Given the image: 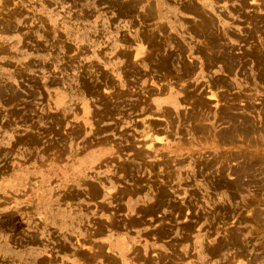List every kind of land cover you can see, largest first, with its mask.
Masks as SVG:
<instances>
[{
	"label": "rangeland",
	"instance_id": "374dc122",
	"mask_svg": "<svg viewBox=\"0 0 264 264\" xmlns=\"http://www.w3.org/2000/svg\"><path fill=\"white\" fill-rule=\"evenodd\" d=\"M161 1L0 0V264H264V0Z\"/></svg>",
	"mask_w": 264,
	"mask_h": 264
},
{
	"label": "crops",
	"instance_id": "0c3cea01",
	"mask_svg": "<svg viewBox=\"0 0 264 264\" xmlns=\"http://www.w3.org/2000/svg\"><path fill=\"white\" fill-rule=\"evenodd\" d=\"M158 1V0H157ZM239 0H165L159 2H152L156 6L155 21L166 25L169 32L174 33L177 37H183L185 42L184 52L187 51L188 46H195L197 48L198 42L190 41V36L194 37L197 34L195 28L196 20L207 16H215L217 11L219 14L227 15V8L236 4ZM150 4V2H146ZM210 8L213 9L210 10ZM166 9V12H163ZM131 18L120 19L117 25H126ZM145 27V24H141ZM141 28V26H140ZM135 48V47H133ZM186 58H190L189 56ZM187 62V61H185Z\"/></svg>",
	"mask_w": 264,
	"mask_h": 264
}]
</instances>
